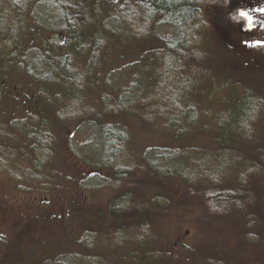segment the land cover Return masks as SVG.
<instances>
[{
  "label": "rangeland",
  "instance_id": "rangeland-1",
  "mask_svg": "<svg viewBox=\"0 0 264 264\" xmlns=\"http://www.w3.org/2000/svg\"><path fill=\"white\" fill-rule=\"evenodd\" d=\"M52 4L51 0H0V264H41L56 251L76 249V237L84 230L104 234L114 229L118 219L107 211V202L128 191L143 202L157 193L166 199L163 205H152L157 213L148 216L157 239L146 247L166 255L162 263L152 258L153 264H220L216 253L221 254V264H264V119L253 129L250 141L238 146L251 164H260V171L247 176L253 200L242 209L227 208L221 223H215L211 219L215 215L200 204V188L186 192L179 179L158 177L148 159L154 149L213 148L212 128H187L183 121L165 125L156 115L161 114L158 109L144 108L142 100L153 96L155 84L163 78L158 64L152 72L142 57L174 37L172 23L158 17L149 22L145 0H99L95 8H88L91 23L97 24V14L101 18L98 26L84 28L79 22L87 15L84 7L67 9L65 22ZM223 7L226 20L214 21L213 30L209 26L204 37L196 33L189 51L199 54L188 66L197 83L208 72L215 76L226 72L231 82L241 86L259 83L262 92L264 0H224ZM241 12L252 17V27ZM121 15H134L133 29L118 21ZM74 22L81 26L77 38L69 33L78 29ZM65 24L72 28L69 32ZM46 59L57 66L66 61L72 72H55ZM194 82L182 92V108L190 95L202 103L199 109L205 114L218 112L223 93L210 94L208 86ZM192 89L197 93L191 95ZM102 104L119 105L106 111ZM68 106L75 107L78 120L57 121L56 112ZM43 124L56 146L39 168L34 161L43 148L34 144L47 136ZM103 124L120 125L131 135L126 158L123 155L120 161L131 165L133 175L114 183L116 193L109 188L108 170L87 166L89 158L101 153ZM7 164L18 167L15 180L11 176L16 169ZM93 172L101 179L94 189ZM134 216L122 215L126 231L129 227L137 234ZM140 242L105 254L112 260L122 256L120 264L133 260L142 264L140 249L145 243L140 246ZM101 249L97 246L95 253L100 255Z\"/></svg>",
  "mask_w": 264,
  "mask_h": 264
},
{
  "label": "trees",
  "instance_id": "trees-1",
  "mask_svg": "<svg viewBox=\"0 0 264 264\" xmlns=\"http://www.w3.org/2000/svg\"><path fill=\"white\" fill-rule=\"evenodd\" d=\"M92 1H94V4H92ZM98 1L51 0V4L53 3V7L60 11L65 22L68 15L67 9L84 7L83 12L87 15L85 19L80 17L79 22H82L85 28V26L90 24L95 27L98 26V21L101 19L98 14L95 17L97 24L91 23L92 19L88 14V8H95L98 5ZM223 2L224 0H145V6L148 9V15H145V18L149 22H153V17H158L159 20L164 19L162 22L168 21L172 23L175 35L173 38L163 41L160 48L154 53L147 54L149 55L148 57H142L146 61L147 68H151L152 72L155 70V63H157L158 66L156 67L163 78L160 83L155 84L157 89L153 96L148 100H142L144 101V108L147 107L149 110L158 109L161 114L156 115H159L165 125L172 124L174 126L175 122L180 124L183 121L187 128L200 126L212 128L213 130V148L206 150L198 148L186 150V152L183 149L182 152L176 151L177 153L164 148L162 150L154 149L155 153H152L151 156L148 155L150 167L157 170L156 175L160 178L179 179L186 188V192L189 190L195 191L197 187L200 188V204L208 208L212 215H215L211 219H215V223L219 224L224 216L223 211L227 208L242 209L244 205L250 204L253 200L254 193L252 192V187L248 184L247 176L260 171V164L258 162H256L258 163L257 165L251 164L250 161L252 159L248 158L246 154L243 155L238 146L240 143L243 144L250 141V137L253 136V129H258L264 119V88L260 92L261 90L257 85L259 83L251 82L245 86L243 82L241 86L237 81L231 82L226 72L219 73L216 76L210 75L208 72L202 77V81L200 80L197 83V80L195 81L196 73L188 66L190 59L197 58L199 54L196 50L189 51L197 39L196 33L198 32L204 37L208 33V29H210L209 26L213 30L214 21L226 20L227 14L224 7L222 8ZM202 3L203 7H201ZM77 14L80 15L79 12ZM132 16L134 17V15H121L118 17V21L133 29L134 18ZM76 23L74 22V25L77 27ZM80 27H77L79 30L70 31L72 28L65 24L67 31H70V34H74L76 38L81 36ZM144 31L145 29L141 33H144ZM207 43L205 42L206 45H209ZM81 46L82 43H79V47ZM258 49H261V47L258 46ZM45 62L48 67L55 68V72H72L69 71L67 64L65 66L66 61H62V66H57L56 63L50 62L49 59H46ZM60 67H62V72L58 70ZM72 77L77 76L74 75ZM79 80L80 77L77 80H73V82H78ZM193 82L195 85L197 84L196 86L200 84V86H205L206 89L208 86L210 94L215 92L223 93V102H220L221 105L216 110L218 112L213 115L211 113L205 114V111L202 112L201 110L202 103L196 98H190V95H188L189 100L185 102L182 108L180 105L182 92L192 85ZM55 87L52 85L49 88L53 90ZM192 93H197V91L193 92L192 89L190 94L192 95ZM118 105L114 104L113 106L105 107L102 104V107L106 111H111V109H118ZM129 107L130 105H127V108ZM74 109L75 107L68 106L66 109L64 107L63 110L57 111L55 116L57 121L64 122L78 118ZM151 112L154 113L153 111ZM203 114L205 117H202ZM42 126V130L47 133V136L42 133L46 138L43 137V140L37 138L34 144V148H37V146L43 148L41 156L39 155L37 160L35 159L34 161L36 167L41 166L42 161L47 160L50 154H54L56 146L53 136L47 131L49 127L46 124ZM119 126L103 124L100 127L101 153L96 158H89L87 162V166L91 169L108 170L110 185L112 184L109 188L113 193H116L118 188L113 187L114 183L117 184L133 175L131 165L122 164L120 161L122 159L120 157H123V155L126 158L125 150L128 143L132 142L131 135L127 130H124V127L119 128ZM93 162H97V165H93ZM176 163V167L167 168V165ZM9 165L10 167L13 166L7 164L6 167H9ZM14 168L16 170L11 176L13 180L17 177L16 172L18 173V167L15 166ZM90 179L91 183L94 184L91 186L92 189L101 180L94 172L90 175ZM104 188L107 189V187ZM160 194H154L153 197L144 202L134 197L131 191L112 196L107 202V211L115 220L118 219L114 224V229L108 230L104 234L93 230H84L79 238L78 236L76 237V249L56 251L50 258L45 257L41 264H120L123 259L122 256H120L119 260H112L111 255L105 254L106 251L114 250L115 252L118 247L121 249L128 244L131 245L134 240L137 242L141 241L140 243L143 242L140 246L145 243V246L140 249L143 252L142 264H153L151 259L155 257L157 258L154 261L162 263V258H165L166 255L158 252V250L150 249V247L147 249L146 247V245H151V241L155 242L157 239L148 216L149 213H157L152 211V209H156L152 205H163L166 203V199ZM192 194H195V192ZM122 215H137V217L134 216V221L139 228L137 234L132 233V229L129 227H127L129 232L126 231V224L123 222L124 218ZM122 231L123 233H121ZM97 246L102 248L100 255L95 253ZM137 250L139 251V248ZM131 255L133 256V253ZM214 257L221 264L222 260L219 258L221 254L216 253ZM129 264L137 263L133 260Z\"/></svg>",
  "mask_w": 264,
  "mask_h": 264
},
{
  "label": "snow or ice",
  "instance_id": "snow-or-ice-1",
  "mask_svg": "<svg viewBox=\"0 0 264 264\" xmlns=\"http://www.w3.org/2000/svg\"><path fill=\"white\" fill-rule=\"evenodd\" d=\"M240 15H241L242 17L247 18V20H248V24H249V27H252V26H253V23H252V17H251L248 13H246V12H241Z\"/></svg>",
  "mask_w": 264,
  "mask_h": 264
},
{
  "label": "bare ground",
  "instance_id": "bare-ground-1",
  "mask_svg": "<svg viewBox=\"0 0 264 264\" xmlns=\"http://www.w3.org/2000/svg\"><path fill=\"white\" fill-rule=\"evenodd\" d=\"M61 65V64H60Z\"/></svg>",
  "mask_w": 264,
  "mask_h": 264
}]
</instances>
